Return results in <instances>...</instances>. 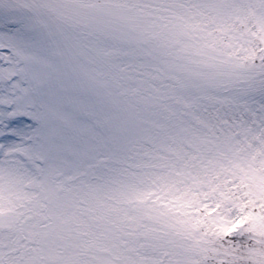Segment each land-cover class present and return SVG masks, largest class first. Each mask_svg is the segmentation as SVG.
I'll use <instances>...</instances> for the list:
<instances>
[{
  "label": "snow or ice",
  "instance_id": "6c2138e0",
  "mask_svg": "<svg viewBox=\"0 0 264 264\" xmlns=\"http://www.w3.org/2000/svg\"><path fill=\"white\" fill-rule=\"evenodd\" d=\"M0 264H264V0H0Z\"/></svg>",
  "mask_w": 264,
  "mask_h": 264
}]
</instances>
